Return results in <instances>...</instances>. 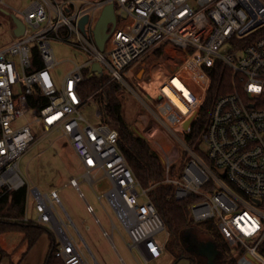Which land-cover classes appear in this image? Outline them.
Here are the masks:
<instances>
[{
  "label": "built area",
  "instance_id": "2783aa9c",
  "mask_svg": "<svg viewBox=\"0 0 264 264\" xmlns=\"http://www.w3.org/2000/svg\"><path fill=\"white\" fill-rule=\"evenodd\" d=\"M112 3L114 13L119 7L128 21L117 26L116 14L101 51L93 29L102 8ZM0 10L24 24L22 35L0 46V189L26 187L25 201L33 198L34 217L28 216L25 203L21 220L50 230L56 257L64 264H87L85 244L68 229L80 237L57 191L41 193L20 176L18 162L40 140L36 135L41 130V135L59 132L66 139L91 187L95 180L107 178L108 188L96 198L114 213L132 249L153 260L168 242L169 232L148 196L150 188L134 177L118 147L116 129L89 122L82 114L90 97H81L79 84L87 77L84 70L99 74L92 70L98 63L110 80H118L170 131L182 135L183 165L172 177L183 152L163 149V180L173 185L177 199L199 196L189 206L191 220H211L227 251L236 255V264H264V21L243 33L251 21L264 20V0H30L19 9L0 0ZM11 26L13 33L12 19ZM53 39L86 55L83 64L73 61L60 82L52 74L58 63ZM166 54L173 60L168 71L159 66ZM217 62L230 71L231 88L213 99L198 138L187 144L185 136L210 89L209 70ZM96 116L100 119L99 109ZM21 118L24 123L16 124ZM200 142L205 152L197 148ZM68 184L83 196L75 177ZM86 209L93 211L89 204ZM109 222L120 231L112 217ZM162 231L160 240L157 234Z\"/></svg>",
  "mask_w": 264,
  "mask_h": 264
},
{
  "label": "rangeland",
  "instance_id": "374dc122",
  "mask_svg": "<svg viewBox=\"0 0 264 264\" xmlns=\"http://www.w3.org/2000/svg\"><path fill=\"white\" fill-rule=\"evenodd\" d=\"M29 1L30 0H6V3H8L12 9H19L27 5ZM115 14H117V26L128 21V15L121 11L119 7H116ZM11 27V18H9L8 14L0 10V46L14 37ZM51 47L54 52L55 60L58 62L52 70L56 82H60L64 78V75L74 65L73 61L78 64H83L86 59V55L82 50L57 39L51 41ZM224 48L229 49L230 43H226ZM86 74L87 76L91 75V72L89 71ZM139 74V76H141V70ZM119 98L121 105H123L122 112L124 120L149 141L152 149L155 150L161 158L164 154L163 149L171 151L173 148H177L180 152L184 151L180 143L182 135L170 131L165 124L158 119L151 107H146V105L142 104L132 92L125 87L121 91ZM189 100H191L190 97ZM97 110L98 107L94 100L90 98L86 102L82 114L89 122L97 123L99 122V118L96 116ZM23 123L24 118L16 121L18 125ZM41 133L42 130L37 132L36 137L41 136L40 140L33 143L18 162L20 176L23 178L26 185L37 187L41 193L51 190L57 191L58 197L61 199L65 210L70 214L84 241L88 244L91 252L100 260L101 264H122L118 258V254L122 258L127 259V257H131V259H133L126 243L121 240L119 232L117 230L112 232L110 228L109 216L113 218L116 226L120 228L126 241L129 242L127 235L120 227L114 213L106 203H104L103 208L96 198V195L104 193L108 188L109 182L107 178L104 177L95 180L91 187L90 184L83 180V169L80 166L77 154L74 153L66 139L63 138L59 132H49L44 135H41ZM197 148L202 152H205L207 149L203 142H200ZM184 159L185 152L180 154V159L177 160L172 168L170 173L172 177H177ZM71 177L76 178L79 183V190L82 192L83 196L79 195L75 187L68 184V180ZM98 177H100V175L96 176V178ZM27 201L28 216H33L32 207L34 200L29 197ZM87 204L92 206V212L87 211ZM59 209L60 208H58V210ZM23 214L24 212L22 216ZM96 217L99 221L96 220ZM192 224H194L195 228L201 227L203 229L214 226L213 222L209 219L198 221V223L193 222ZM68 229L74 234L76 240L80 242L74 229L71 227ZM104 231H106V234ZM48 232H50V230ZM194 233H196V238L208 241L206 239V234L200 231H195ZM107 234L113 236L115 247L109 242ZM164 235L165 231H162L157 234V238L162 240ZM50 236L54 238L51 234ZM83 252L86 258L92 263V259L86 247L83 248ZM134 253L136 257L140 259L135 250ZM192 258L189 250H185L184 254H181L177 250H170L167 245L165 250L162 251L159 260L153 264H192ZM134 263L136 264V262ZM140 263L145 264L141 260ZM226 264H236V255H230L229 253V260Z\"/></svg>",
  "mask_w": 264,
  "mask_h": 264
},
{
  "label": "trees",
  "instance_id": "16d2710c",
  "mask_svg": "<svg viewBox=\"0 0 264 264\" xmlns=\"http://www.w3.org/2000/svg\"><path fill=\"white\" fill-rule=\"evenodd\" d=\"M247 40L240 42L243 44ZM34 59L38 61V53L34 51ZM41 64V63H40ZM87 73V70H84ZM211 77L210 89L205 99L199 118L193 123L190 134L185 136L187 144H194L200 130L203 128L209 108L213 99L220 94L230 90L231 74L226 68L216 63L209 70ZM124 86L118 80H110L105 72L100 74L88 75L84 81L79 84V92L82 98L90 97L94 100L100 110L99 121L116 129L118 133V147L122 151L128 166H130L134 177L139 181L143 188H150L148 196L153 201L156 210L169 232L167 245L170 250H177L184 254L189 250L192 255V264H202L199 260L197 251L190 248L187 244L185 235L188 239L195 237V231H200L207 235V240L215 243L218 249L216 264H226L230 255L222 239L219 237L214 226L206 229L195 228L190 218L189 206L198 199V195H189L177 199L174 195L172 184L164 183V164L160 155L152 149L149 141L138 135L133 127L124 120L121 101L119 95ZM26 187L23 186L11 192H3L0 189V233L7 230H20L25 233L29 240V246L38 236L48 230L42 225L33 222H24L21 220L25 207ZM166 245V246H167ZM260 251L264 252V241L260 246ZM181 258V257H180ZM44 264H64V261L55 256L53 240L50 250L46 256Z\"/></svg>",
  "mask_w": 264,
  "mask_h": 264
},
{
  "label": "crops",
  "instance_id": "0c3cea01",
  "mask_svg": "<svg viewBox=\"0 0 264 264\" xmlns=\"http://www.w3.org/2000/svg\"><path fill=\"white\" fill-rule=\"evenodd\" d=\"M163 61H160V70L168 71V69L173 65V60L167 54L164 57ZM104 208V205H101ZM70 215V214H69ZM71 217V216H70ZM110 217V216H109ZM72 219V218H71ZM96 220L98 218L96 217ZM73 221V220H72ZM74 224V222H73ZM75 229H77L76 225L74 224ZM111 228V225H110ZM112 232L115 231L111 228ZM49 230H45L38 238L29 246V240L26 238L25 233L20 230H7L0 233V264H44L46 256L50 250L51 242L54 238H51L50 234L53 236ZM79 232V230H78ZM120 238L123 242L126 243V246L131 253V257H127V259L122 258L118 253V258L122 262V264H141L140 260L143 261L145 264H153L156 263L159 258L149 260L146 257H143L142 254L137 251L136 249H132L130 247L129 242L126 241L125 237L121 233V230L118 231ZM50 233V234H49ZM106 234V231H104ZM125 233V232H124ZM80 234V232H79ZM47 235V236H46ZM54 237V236H53ZM108 240L115 247V243L113 242V236L108 235ZM82 239L84 247L89 251L90 257L92 259V263L89 259L86 258L84 252V257L87 259V264H101L100 260L91 252L88 244L84 241L82 235L80 234L79 239ZM134 250L139 255L140 259L136 257ZM165 250V249H164ZM105 264V263H104ZM113 264V263H110Z\"/></svg>",
  "mask_w": 264,
  "mask_h": 264
},
{
  "label": "water",
  "instance_id": "95a60500",
  "mask_svg": "<svg viewBox=\"0 0 264 264\" xmlns=\"http://www.w3.org/2000/svg\"><path fill=\"white\" fill-rule=\"evenodd\" d=\"M3 12L5 14H8L9 17L12 19L13 23L15 24V28L13 29L14 35L15 36L22 35L23 29H24L23 22L16 16H14L13 14H9L7 10ZM99 14L100 15L98 16L94 29H93L94 30V40H95V44L97 45L98 49L103 51L105 48V45H104L105 41L109 35L108 27L110 25L111 26L110 29L112 30L113 26L116 24V14L114 13L113 3L105 5ZM86 20H87V16L82 18V21L80 23L81 28H83V24L85 23ZM263 21L264 20L251 21L250 24L247 26V28L243 31V33L251 31V29L262 24ZM92 70L100 74V72L102 71V68L100 64L94 63L92 65ZM190 121H191V118L187 119L184 122L183 127L187 128ZM135 131L138 135L144 137L137 130ZM198 253H200L201 255H204L207 258V264H215L213 263V261H214V258L218 255V249L216 248L215 243H213L212 241H207L205 243L200 244Z\"/></svg>",
  "mask_w": 264,
  "mask_h": 264
},
{
  "label": "flooded vegetation",
  "instance_id": "af4514ba",
  "mask_svg": "<svg viewBox=\"0 0 264 264\" xmlns=\"http://www.w3.org/2000/svg\"><path fill=\"white\" fill-rule=\"evenodd\" d=\"M185 237L187 240V244L190 245L191 249L197 251V253H198V249H199L200 244L207 242V241H203V240L196 238V237H192V238L190 237L189 239H188L187 235H185ZM198 254L201 255L200 253H198ZM199 257H200L199 260L202 264H207V258L204 255H201ZM213 263L216 264V257L214 258Z\"/></svg>",
  "mask_w": 264,
  "mask_h": 264
},
{
  "label": "bare ground",
  "instance_id": "6f19581e",
  "mask_svg": "<svg viewBox=\"0 0 264 264\" xmlns=\"http://www.w3.org/2000/svg\"><path fill=\"white\" fill-rule=\"evenodd\" d=\"M167 90V89H166ZM168 91V90H167ZM169 92V91H168ZM170 94V97H171V99H172V101L174 102V103H176V102H178V103H176V104H178V106L181 108V110L183 111V112H186L187 111V108L185 107V105H183V103H181L179 100H178V98H176L175 96H173L171 93H169ZM184 94L187 96V98L189 99V94H188V92L184 89ZM191 98V97H190ZM181 104V106H180V104Z\"/></svg>",
  "mask_w": 264,
  "mask_h": 264
}]
</instances>
